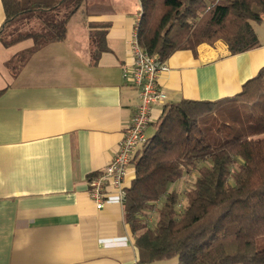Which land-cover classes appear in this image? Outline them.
Instances as JSON below:
<instances>
[{
    "label": "crops",
    "instance_id": "crops-1",
    "mask_svg": "<svg viewBox=\"0 0 264 264\" xmlns=\"http://www.w3.org/2000/svg\"><path fill=\"white\" fill-rule=\"evenodd\" d=\"M109 3L113 11L97 15L77 10L81 25L32 54L16 75L6 62L32 42L21 48L23 41L0 42V264L159 263L138 261L114 189L107 187L100 210L88 196L90 179L113 157L140 101L139 89L123 75L140 5ZM3 20L0 0V26ZM90 23L106 25L107 49L96 62ZM252 26L259 44L244 52L231 54L220 40L173 52L157 78L166 103L240 92L264 66V18ZM162 106H152L154 121ZM133 177L130 164L125 188Z\"/></svg>",
    "mask_w": 264,
    "mask_h": 264
},
{
    "label": "trees",
    "instance_id": "trees-1",
    "mask_svg": "<svg viewBox=\"0 0 264 264\" xmlns=\"http://www.w3.org/2000/svg\"><path fill=\"white\" fill-rule=\"evenodd\" d=\"M1 2V44L32 41L6 62L13 75L36 51L66 38L77 10L113 11L109 0ZM138 2L137 42L162 61L177 50L218 40L231 54L259 44L252 22L264 18V0ZM105 35L106 25L90 23L93 62L107 49ZM151 125L131 158L134 177L122 202L138 261L264 264V66L232 97L165 103ZM193 172L181 197L173 185Z\"/></svg>",
    "mask_w": 264,
    "mask_h": 264
},
{
    "label": "built area",
    "instance_id": "built-area-1",
    "mask_svg": "<svg viewBox=\"0 0 264 264\" xmlns=\"http://www.w3.org/2000/svg\"><path fill=\"white\" fill-rule=\"evenodd\" d=\"M132 57L130 66L123 68V75L139 89L140 101L130 122L125 125L123 136L111 160L104 169L89 181L88 196L97 210L103 208L108 190L111 187L117 193L121 203L124 199V179L128 173L130 161L136 150L146 141L145 131L154 121L152 106L164 105L166 93L157 85L159 74L167 70L165 61L157 55L142 50L137 42L136 30L128 41Z\"/></svg>",
    "mask_w": 264,
    "mask_h": 264
},
{
    "label": "rangeland",
    "instance_id": "rangeland-1",
    "mask_svg": "<svg viewBox=\"0 0 264 264\" xmlns=\"http://www.w3.org/2000/svg\"><path fill=\"white\" fill-rule=\"evenodd\" d=\"M81 17H82V14L80 11L75 12L74 16H72V18L69 22L68 27H71V26L73 27L76 25L80 26L81 25V21H80ZM253 24L256 26V23H253ZM31 42H32L31 40L23 41L20 43V45H18L19 47H17V48H21L20 46H22V47L28 46L31 44ZM152 131H153V126L151 125L146 129L145 135L149 136L152 133ZM194 175H195V172L188 174V175H185L175 185H173V187L180 193L181 197H183L184 191L189 187L192 180L194 179ZM181 202L183 204L182 199H181ZM180 207H181V204H180ZM153 218H154V214H151V216H148V222L151 226L154 225ZM175 262H176V258H172V259H168V260L159 261L158 264H174Z\"/></svg>",
    "mask_w": 264,
    "mask_h": 264
}]
</instances>
